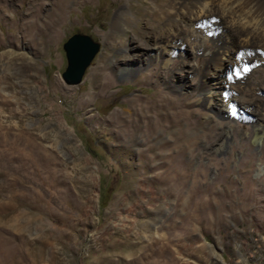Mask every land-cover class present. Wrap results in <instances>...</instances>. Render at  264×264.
<instances>
[{
    "label": "rangeland",
    "instance_id": "obj_1",
    "mask_svg": "<svg viewBox=\"0 0 264 264\" xmlns=\"http://www.w3.org/2000/svg\"><path fill=\"white\" fill-rule=\"evenodd\" d=\"M54 2L0 0V264H264V137L262 145L252 137L256 114L206 120L197 105L205 76H218L206 71L224 48L222 28L200 54L125 77L117 62L139 64L147 52L143 39L121 50L113 17L134 6L143 38L162 42L169 36L153 11L162 1L68 0L60 20ZM126 19L134 37L135 20ZM74 32L92 36L98 49L80 82L67 85L62 43ZM226 51L224 87L244 83L239 102L252 95L264 112V64L256 66L253 52ZM236 54L247 70L237 68ZM105 76L110 88L97 95ZM173 79L182 91L168 89ZM150 121L161 122L160 133L145 143ZM226 122L231 137L217 150ZM120 125L129 128L125 140L114 133ZM165 126L174 134H162ZM182 131L194 138L189 147L177 138Z\"/></svg>",
    "mask_w": 264,
    "mask_h": 264
},
{
    "label": "bare ground",
    "instance_id": "obj_2",
    "mask_svg": "<svg viewBox=\"0 0 264 264\" xmlns=\"http://www.w3.org/2000/svg\"><path fill=\"white\" fill-rule=\"evenodd\" d=\"M52 4L57 12H55L52 17L56 20H60L62 17V12L67 4L68 0H54ZM161 5L154 7V14L158 16L159 25L166 29L164 41L159 42L161 39H156L155 36L150 38H143L144 27L139 23L136 15L131 14L130 10L134 6L127 5L125 8L119 9V11L114 15L112 25L116 27L121 34L123 39L119 44H121V50L127 51L129 49L135 48L136 44L143 39V45L146 48V60L140 61L139 64L133 63H120L117 62V72L125 77L135 76L138 72L145 68V66L152 65L156 62L160 63L161 68L167 69L171 56L178 55L183 57L185 52L200 54L203 51V44L211 36H213V29L215 27H220L222 30L220 32L219 38L222 41L223 47L217 51V62L209 64L207 75L212 71H216L218 76L216 80H209L205 76L203 83L199 90V100L197 105L207 110L204 114L206 120L210 119L212 116L220 117L227 120L228 123L235 120H243L246 117H242L243 109L250 113H255L256 116L252 122L253 124V134L252 137L254 141L262 145V139L264 137V112L258 103L256 104L251 96L248 103H241L238 97L247 92V88L243 83L240 88L234 90H227L223 85V64L221 63L222 56H225L226 49L231 47L238 48L240 51H250L253 52L255 56V64L259 66L264 64V0H161ZM140 2V1H139ZM139 5H142L141 2ZM137 7V6H135ZM38 8L33 11V17L37 18L41 4H38ZM1 9V8H0ZM2 12V11H1ZM3 13V12H2ZM127 15H130L135 20L134 37L129 38V23L127 22ZM38 20V19H37ZM54 21V19L52 18ZM215 21L216 26L211 28L207 26V23ZM58 23V22H57ZM131 23V22H130ZM214 23V24H215ZM132 25V24H131ZM212 25V24H210ZM158 26V24H157ZM207 27V28H205ZM157 28V27H156ZM146 29V28H145ZM151 29V28H150ZM149 31V30H148ZM216 31V30H215ZM218 34V33H217ZM214 35L213 38H215ZM113 36L109 34V40L113 39ZM162 37V36H161ZM218 41V40H217ZM220 41V42H221ZM111 42V41H110ZM212 43V42H211ZM113 44V42L111 43ZM116 44V43H115ZM190 44L193 47H190ZM215 44V43H214ZM205 46V44H204ZM211 48V47H210ZM216 53V52H215ZM214 53V54H215ZM252 53V54H253ZM240 55V53H239ZM242 56V55H241ZM239 57L235 55L236 59L234 63H237V68L240 70H247L246 64L247 60L245 57ZM104 58V56L102 57ZM237 68L234 72H237ZM95 72V71H94ZM103 71L100 70V75ZM180 75H183V70L179 69ZM108 75V74H107ZM106 78V79H105ZM110 78V77H109ZM108 77H104L102 81L99 82L100 90L97 95H102L108 91L110 88V81L107 80ZM94 83V82H93ZM168 89L170 90H183V85L178 84L177 80H169L167 83ZM235 91V92H233ZM250 95V94H249ZM243 107H242V106ZM242 107V108H241ZM183 113L177 112L174 115L171 122L173 125H178L180 122L179 118ZM146 117V116H145ZM150 118V117H149ZM148 119V116H147ZM253 119V118H252ZM185 120V119H184ZM183 120V121H184ZM164 122V120H163ZM227 123V122H226ZM225 125L223 129L224 134L217 141V150L224 149L229 143L231 137L232 128L229 124ZM190 129L195 130L196 127L193 123H188ZM161 122L150 121L148 127H145L144 139L145 143H150L151 138L154 135L160 133L159 128ZM171 126V124H170ZM165 126V129L161 132L162 134H170L171 127ZM188 126V128H189ZM162 129V128H161ZM189 130V129H188ZM116 138L124 139L128 136L129 128L123 125L117 127ZM171 135V134H170ZM176 135V134H175ZM182 143L187 144L189 147L193 143L194 138H190L187 133L183 131L180 132L177 137ZM196 139V138H195ZM125 140V139H124ZM122 141V140H121ZM164 148V147H163ZM144 153V152H143ZM173 159V158H172ZM177 159V158H176ZM171 161V160H170ZM177 161V160H176ZM262 161V160H261ZM172 162V161H171ZM264 162V161H263ZM168 164V163H167ZM171 164V163H170ZM180 165V164H179ZM183 166V165H182ZM174 167V166H173ZM180 168V167H179ZM185 168V167H184ZM175 169V168H174ZM263 168L259 165L258 172H261ZM195 174V173H194ZM182 177V176H181Z\"/></svg>",
    "mask_w": 264,
    "mask_h": 264
},
{
    "label": "water",
    "instance_id": "obj_3",
    "mask_svg": "<svg viewBox=\"0 0 264 264\" xmlns=\"http://www.w3.org/2000/svg\"><path fill=\"white\" fill-rule=\"evenodd\" d=\"M98 49V44L90 35L74 32L62 43L66 66L60 76L67 85L80 82L84 69Z\"/></svg>",
    "mask_w": 264,
    "mask_h": 264
},
{
    "label": "snow or ice",
    "instance_id": "obj_4",
    "mask_svg": "<svg viewBox=\"0 0 264 264\" xmlns=\"http://www.w3.org/2000/svg\"><path fill=\"white\" fill-rule=\"evenodd\" d=\"M237 75H239V74L237 73ZM229 79H231V76H229Z\"/></svg>",
    "mask_w": 264,
    "mask_h": 264
}]
</instances>
